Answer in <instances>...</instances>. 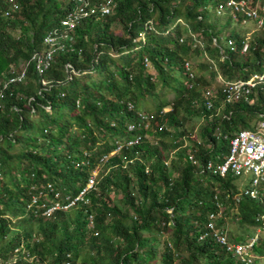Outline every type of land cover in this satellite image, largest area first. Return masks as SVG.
Returning a JSON list of instances; mask_svg holds the SVG:
<instances>
[{"label": "trees", "instance_id": "16d2710c", "mask_svg": "<svg viewBox=\"0 0 264 264\" xmlns=\"http://www.w3.org/2000/svg\"><path fill=\"white\" fill-rule=\"evenodd\" d=\"M11 1L0 0V89L23 69L25 76L1 90L0 258L10 264H241L213 240L198 239L207 215L220 213L230 241L245 242L262 229L253 264L263 259L264 222L256 219L264 215V180L250 198L240 194L237 177L198 166L224 160L228 138L261 119L264 96L254 105H227L200 128L201 144L190 135L180 146L189 118L216 114L218 102L207 110L203 88L217 85L219 72L234 79L260 70L264 38L253 36L241 54L232 18L217 13L221 0H116L111 14L81 21L66 49L38 73L33 54L48 49L44 36L75 0ZM141 34L144 41H136ZM222 35L235 40L236 50L225 47L228 56L220 61ZM192 56L199 62L190 86L184 62ZM103 159L108 169L73 212L43 214L82 191ZM118 192L114 203L110 194ZM33 196L36 207L29 206ZM231 207L241 230L222 217ZM163 234L168 241L159 250Z\"/></svg>", "mask_w": 264, "mask_h": 264}, {"label": "built area", "instance_id": "2783aa9c", "mask_svg": "<svg viewBox=\"0 0 264 264\" xmlns=\"http://www.w3.org/2000/svg\"><path fill=\"white\" fill-rule=\"evenodd\" d=\"M11 3L12 1L10 0ZM16 7V4L12 5V9ZM115 8L116 0H75L74 7L60 19L58 28L52 29L44 36L43 42L48 46V49L43 53L35 52L33 54L32 59L35 62V68L38 73L44 72V69L51 64L53 56L57 51L66 49L65 41L72 39L71 34H73L76 26L81 21L92 16H95L97 19L107 16ZM217 8L218 14L221 13L220 9H222L224 13L237 16L240 19V24L238 25L246 26L248 21L253 22V27L249 31L239 33L241 37V54L244 55L248 51L253 36L260 35L264 38V0H221L218 2ZM10 11L11 8L6 9L5 15H9ZM192 36L194 37V35ZM224 39L225 47H228L231 51L236 50V42L233 38L227 35ZM199 43L204 47L203 42ZM220 54L221 60H224L228 56L224 49H220ZM205 57L208 58L207 54H205ZM259 62L260 70L250 73L245 78L224 79L218 73V81H216L218 84H212V86L203 88L202 100L206 109L211 110L215 106V103L218 102V107L216 108V114H218L221 110L224 112L227 105L235 103L256 104L259 96H264V49L261 51ZM184 67L186 74L191 80L189 85L192 86L195 69L192 66L191 60L185 61ZM24 76L25 69L8 77L2 89L6 88L11 82H20ZM2 89H0V100L3 96ZM258 116L261 119L255 123L253 129H238L228 138V154L223 161L207 160L204 164L198 166L200 172L204 171L219 177H225L227 174H230L231 176L243 179L244 182L240 184V194L250 198H257L258 187L264 180V111ZM220 135V132L217 131V136ZM139 138L140 136L135 138L134 144L138 142ZM196 143L201 144V141L198 139ZM192 157V154H190L189 158L191 160H193ZM90 187L94 188L93 177H88L86 186L74 198L71 199L70 195H66L64 197L65 203H62V201L55 202L43 214L49 217L56 209L68 210L75 203L83 200L84 194ZM37 201L38 198L33 196L29 206H38ZM214 201L215 206L220 209L222 204L217 200L216 196H214ZM219 215L220 213H209L207 215L202 232L198 237L199 241L211 239L227 252L236 256L241 264H253L255 255L252 249L257 238L253 239L251 237L245 242L230 241L226 231L218 224ZM88 219L89 225L92 226V216H89ZM258 219H262L264 222V215H261L256 220ZM0 264H10V262L0 258Z\"/></svg>", "mask_w": 264, "mask_h": 264}, {"label": "rangeland", "instance_id": "374dc122", "mask_svg": "<svg viewBox=\"0 0 264 264\" xmlns=\"http://www.w3.org/2000/svg\"><path fill=\"white\" fill-rule=\"evenodd\" d=\"M60 1H62V0H60ZM216 9H218L217 8V6H216ZM220 11H221V14H220V16H224V15H227L228 17H231L232 18V22H233V26H234V29H236V31L238 32V33H241V32H246V31H249L252 27H253V22L252 21H248V23H247V25L246 26H242V25H238V24H240V22H239V19L237 18V16H234L233 14H230V13H224V12H222V9H220ZM224 19H222V21H223ZM225 24H226V21H224L223 22V25L222 26H225ZM223 37H224V35H222ZM227 35H225V37H226ZM145 36H144V34H141L138 38H136V41H138L139 39H141V40H143L144 41V38ZM224 37V38H225ZM222 39V41H220V43H221V47H223V49L225 48V39ZM212 53H214L215 51H216V49L215 48H212ZM254 58H251V56L249 57V61L250 62H253L254 60H253ZM189 60H191V63H192V66L194 67L195 65H197L198 64V62H199V59H197L196 58V56H192ZM219 60L220 61H223V60H221V57L219 58ZM195 68V67H194ZM216 69H217V66L216 67H213V70H215L216 71ZM245 69V68H244ZM220 73V72H219ZM221 74V73H220ZM217 75H218V73L216 74V81H218L217 80ZM209 86H212V85H209ZM209 86H207V87H209ZM204 90V89H203ZM172 95H169L168 97H167V100L168 101H170V100H172ZM169 107V106H168ZM139 108H143V107H141V105L139 106ZM150 110H153L154 109V107H148ZM168 109V108H167ZM167 109H164V111H167ZM222 113H223V111L221 110L220 111V113H218V114H216V115H212L211 117H208L207 118V120H206V118L205 117H199V118H195V117H191V118H189L188 119V121L185 123V125H184V128L187 130V133H186V135H184V136H182V139H183V143H182V145L180 146L181 148H183V144L184 143H187L188 144V138L190 137V135H192L193 136V139L195 138V140H200L201 141V136H200V134H199V132H200V128L202 127V126H204V124L206 123V121H208V120H210L212 117H218V116H221L222 115ZM258 121V120H257ZM256 121V122H257ZM129 124V123H128ZM191 127H193V128H191ZM73 129H75V128H73ZM134 129V125H132V124H129L128 126H127V130L128 131H132ZM193 134H195V135H193ZM198 135V136H197ZM134 141H135V137H133L132 139H129L128 141H126V143H120L118 146H117V148H116V150L115 151H112L111 153H110V155H112V154H114L116 151H119L120 150V148H122L123 146H130V145H133L134 144ZM172 152H175V150L174 151H172ZM173 158H175L174 156L172 157V159ZM105 161H104V159L103 160H101L100 162H98L96 165H95V167L91 170V172L89 173V177H93L94 178V185H95V183L97 182V176L100 174V173H102L104 170H107L108 168H105ZM165 166V165H164ZM165 167H167V166H165ZM147 168V167H146ZM168 169H170L169 167H167V170ZM171 176H174V174L172 173L171 174ZM237 181V183H238V185H240L242 182H244L243 181V179H236ZM96 181V182H95ZM91 188V187H90ZM89 188V189H90ZM134 192H135V190H134ZM110 197H111V199H112V201L113 200H115V201H113L114 203H118V201H116L117 199H119V198H121L122 197V193L121 192H118L117 194H113V193H111L110 194ZM34 207H36V206H34ZM34 209V208H33ZM69 211L71 210L72 212L74 211V207H72V208H69L68 209ZM170 210L171 209H169L168 211L170 212ZM70 211V212H71ZM222 211V210H221ZM223 214H224V216H223ZM237 214V210H235V208L234 207H231L230 208V211L228 210V213L227 214H225V212L224 213H222V217L224 218V219H226V221L228 222V223H232L233 224V226H234V228L235 229H238V230H241L242 228H243V226L242 225H240L239 223H238V221H237V218L238 217H236L235 215ZM221 215H219V217H220ZM14 221V220H13ZM92 227V226H91ZM245 227V226H244ZM237 230V231H238ZM262 232V229H255L254 230V234H253V239H255V237L257 238V236L258 235H260V233ZM95 234H96V232H95ZM162 240L163 241H168V235H166V234H163V235H160V237H159V242H158V249L159 250H162V247H163V243H162ZM47 264V263H46ZM257 264H264V258L262 259H258L257 260Z\"/></svg>", "mask_w": 264, "mask_h": 264}, {"label": "clouds", "instance_id": "9594fccd", "mask_svg": "<svg viewBox=\"0 0 264 264\" xmlns=\"http://www.w3.org/2000/svg\"><path fill=\"white\" fill-rule=\"evenodd\" d=\"M164 109H167V108H164ZM168 110V109H167Z\"/></svg>", "mask_w": 264, "mask_h": 264}]
</instances>
